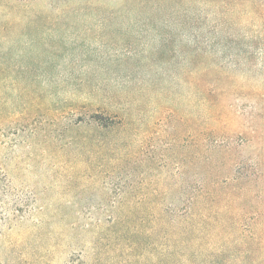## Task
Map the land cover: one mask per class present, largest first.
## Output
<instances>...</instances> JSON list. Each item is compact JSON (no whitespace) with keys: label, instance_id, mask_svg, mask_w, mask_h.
Masks as SVG:
<instances>
[{"label":"rangeland","instance_id":"1","mask_svg":"<svg viewBox=\"0 0 264 264\" xmlns=\"http://www.w3.org/2000/svg\"><path fill=\"white\" fill-rule=\"evenodd\" d=\"M0 264H264V0H0Z\"/></svg>","mask_w":264,"mask_h":264}]
</instances>
